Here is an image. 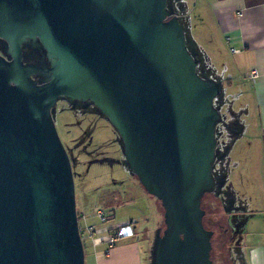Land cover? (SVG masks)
Listing matches in <instances>:
<instances>
[{
  "label": "water",
  "instance_id": "1",
  "mask_svg": "<svg viewBox=\"0 0 264 264\" xmlns=\"http://www.w3.org/2000/svg\"><path fill=\"white\" fill-rule=\"evenodd\" d=\"M37 39L52 59L23 62ZM0 264H84L74 184L51 111L90 101L163 209L154 264H211L220 85L197 73L167 0H0ZM47 74L41 83L32 77Z\"/></svg>",
  "mask_w": 264,
  "mask_h": 264
},
{
  "label": "rangeland",
  "instance_id": "2",
  "mask_svg": "<svg viewBox=\"0 0 264 264\" xmlns=\"http://www.w3.org/2000/svg\"><path fill=\"white\" fill-rule=\"evenodd\" d=\"M167 6L173 10V16L183 29L187 50L195 54L197 73L218 83L221 88L213 104L222 118L218 129L222 132L219 140L223 142L220 148L224 157L218 167L222 168L224 183L219 198L217 192L213 195V202L210 201V195L203 198L202 208L207 212L205 221L211 219V222L217 221L226 226V222L233 223L236 220L241 224L251 205L249 198L254 188H258L257 184L254 186L248 172V166H251L249 157H254L256 163L260 149L254 107L246 92L249 85H240V79H237L239 62L222 47L210 25H206L207 21L202 18V10L196 0H167ZM98 111L94 106L84 108L63 98L58 99L51 111L54 127L71 166L78 224L82 229L79 232L84 264H96L89 244L92 233L87 230L91 227L88 223L98 227L104 225L97 216L99 211L104 218H109L108 222L125 224L130 219L136 222L141 233L137 240L142 261L146 264L150 261L151 243L155 234L159 232V227L161 230L164 228L163 209L160 202L148 194L131 173L119 134ZM226 192L233 195L236 199L235 207L240 208L233 210L230 205L224 208ZM86 219L88 226L84 224ZM239 226L240 233L243 232L237 238V241L242 240L240 246L235 249V242L234 246L230 244L228 247V250L231 247L230 258L233 260L244 259L245 247L251 244V237L245 233L244 226Z\"/></svg>",
  "mask_w": 264,
  "mask_h": 264
},
{
  "label": "crops",
  "instance_id": "3",
  "mask_svg": "<svg viewBox=\"0 0 264 264\" xmlns=\"http://www.w3.org/2000/svg\"><path fill=\"white\" fill-rule=\"evenodd\" d=\"M196 4L222 47L239 62L237 79H240V85H249L245 89L254 107L260 149L258 163L254 157H249L248 172L258 188H254L249 198L251 205L243 221L251 244L245 247L246 257L235 259L234 264H264V0H196ZM253 69L258 72L254 80L250 77ZM108 221L106 217V222H102L104 225L98 227L84 220L85 226H88L86 223L91 225L89 244L96 264H143L137 240L141 233L136 222L130 219L125 223L131 224L133 236L119 237L110 245L109 239L116 235L117 227L122 224Z\"/></svg>",
  "mask_w": 264,
  "mask_h": 264
},
{
  "label": "flooded vegetation",
  "instance_id": "4",
  "mask_svg": "<svg viewBox=\"0 0 264 264\" xmlns=\"http://www.w3.org/2000/svg\"><path fill=\"white\" fill-rule=\"evenodd\" d=\"M167 7H169V6H167ZM32 48H35V50L32 51ZM9 51H10L9 45L4 40H0V54L3 55L6 59H9V56L7 54ZM22 51H23V62L25 64L33 63V65H37L40 67H46V66H49L51 64L52 59L47 56L45 49L39 44V41L37 39H31V38L24 39L22 42ZM47 77H48L47 74H44L42 72H38V74H36L32 78L37 80L38 83H41ZM70 103L71 104H80L84 108L89 107V106H94L93 103L88 101V100L87 101L73 100ZM220 124H222V121L217 124L216 132H215V138H216L215 160H214V163L212 166V175H213V179H214V189L212 192L205 193L203 195V197L201 199V208H202L203 198L206 195H210L212 197V199L210 200L211 202H213V195L215 194V192H217V194H218L217 198L220 197L221 189H222L223 183H224L223 182L224 177H223L222 168H221V166L218 167V165H220L222 163V160L224 157V152L220 148V146L223 145V142L221 143V141L219 140V137L222 136L221 129L220 130L218 129ZM223 127H225V125ZM225 197H226V202L224 203L225 209L229 205L232 207V209L234 208L233 210H237V208H240V207H235L236 199L233 197V195L231 193L226 192ZM216 206H217V204L215 203L214 207H216ZM206 215H207V212H206V210H204V216L202 218L203 225H204L206 230L212 232V235L210 238V242H211V250H210L211 264H234L235 260H233V259L230 260L231 259L230 257L232 256V252L230 251L231 247L229 250H228V247L230 244H232V246H234L235 242L237 244L235 249H237V246H240L239 242H242V240L237 241V238H239V236L243 234V232L240 233L241 228L239 226V225H242V227H243V223L240 224L239 221L234 220V221H232L233 223H231L229 221L228 223L226 222L224 224L226 226H223V224L221 225L217 221H215V223L211 222V219H208L205 221ZM77 216H78V214H77ZM164 228H165V226H164ZM164 228L162 230L159 229V232L157 234H155V238H156V240L154 238L155 242H154V240L152 241L151 250H150V258H151L150 262H151V264H154L156 242H157L158 238L162 235ZM79 230L81 232V230H82L81 226H80ZM217 231H219V232L217 233Z\"/></svg>",
  "mask_w": 264,
  "mask_h": 264
},
{
  "label": "built area",
  "instance_id": "5",
  "mask_svg": "<svg viewBox=\"0 0 264 264\" xmlns=\"http://www.w3.org/2000/svg\"><path fill=\"white\" fill-rule=\"evenodd\" d=\"M258 76V72L256 69H253L251 70L250 72V77L254 80L256 77ZM97 216L99 218H101L100 220L105 223L106 222V218H104V215L102 214L101 211H99L97 213ZM89 228V227H88ZM86 229V228H85ZM87 231H91V229L89 228V230ZM86 231V232H87ZM92 232V231H91ZM134 235V232H133V229H132V226L130 223H127V224H122L121 226H118L117 227V230H116V235L114 237H111L110 239V245H112L115 241V239L119 238V237H125V236H133Z\"/></svg>",
  "mask_w": 264,
  "mask_h": 264
},
{
  "label": "trees",
  "instance_id": "6",
  "mask_svg": "<svg viewBox=\"0 0 264 264\" xmlns=\"http://www.w3.org/2000/svg\"><path fill=\"white\" fill-rule=\"evenodd\" d=\"M196 58V57H195ZM79 228H80V226H79Z\"/></svg>",
  "mask_w": 264,
  "mask_h": 264
}]
</instances>
